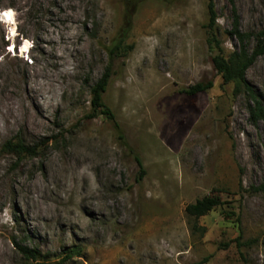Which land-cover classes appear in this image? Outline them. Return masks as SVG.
Wrapping results in <instances>:
<instances>
[{
	"label": "rangeland",
	"instance_id": "obj_1",
	"mask_svg": "<svg viewBox=\"0 0 264 264\" xmlns=\"http://www.w3.org/2000/svg\"><path fill=\"white\" fill-rule=\"evenodd\" d=\"M235 1L243 30L264 27V0ZM122 17L121 0H0V264L32 263L14 239L48 264L71 247L64 264H264V122L214 69L207 0L138 8L103 94L124 139L91 106ZM246 76L264 100V55ZM16 136L37 152L4 151ZM206 195L225 204L193 232L185 207Z\"/></svg>",
	"mask_w": 264,
	"mask_h": 264
},
{
	"label": "trees",
	"instance_id": "obj_2",
	"mask_svg": "<svg viewBox=\"0 0 264 264\" xmlns=\"http://www.w3.org/2000/svg\"><path fill=\"white\" fill-rule=\"evenodd\" d=\"M146 1L150 0H121L123 5V17L120 28L117 34L112 39L108 46L109 64L106 67L105 73L92 87V99L91 106L95 114H102L113 122L114 128L117 131L120 138L124 139L120 124L116 120V116L112 109L107 105L103 99V94L108 88L113 71L112 62L121 56H126L133 48L132 44H127V39L130 36V32L133 27L134 16L138 8ZM166 4H173L181 0H160ZM231 5L232 23L231 28L226 32L237 40L238 46L232 51L227 52L220 39V24L218 21V12L216 9L215 0H207L208 20L205 24V28L208 31L207 42L212 51V63L214 69L221 75L223 84L233 85V94L235 96L244 93L247 95L250 103L248 105L249 121L255 125H258L260 121L264 122V100L256 88L247 79L248 69L256 62V60L264 55V27L255 31L243 30L240 23V15L237 10L235 0H229ZM254 44L253 47H251ZM213 86L212 81L204 82L199 81L193 85L184 89V92L188 94H196L201 91H206ZM2 149L11 153L19 155H28L36 153L38 147L27 146L25 142L19 136L14 139L7 140ZM136 160L141 167V175L143 173V163L139 156H136ZM264 189V183L259 187ZM225 204L218 196L206 195L202 198H198L195 202L189 203L185 207V212L191 220V228L193 232L202 230L204 232L205 227H201L198 223L200 217L206 215L211 210L218 206ZM235 214V213H232ZM14 243L21 252V254L31 260V264H48L46 262H38L40 252L38 249L29 248L26 245L19 243L14 239ZM80 250L76 247H71L65 253V256L54 264H64L66 259H70L79 254ZM210 256H206L196 264H205L209 261ZM35 261V262H34Z\"/></svg>",
	"mask_w": 264,
	"mask_h": 264
},
{
	"label": "bare ground",
	"instance_id": "obj_3",
	"mask_svg": "<svg viewBox=\"0 0 264 264\" xmlns=\"http://www.w3.org/2000/svg\"><path fill=\"white\" fill-rule=\"evenodd\" d=\"M23 46H24V48H23V51H24V50H26V48H28V46H29V45H28V41H26V43H25Z\"/></svg>",
	"mask_w": 264,
	"mask_h": 264
}]
</instances>
